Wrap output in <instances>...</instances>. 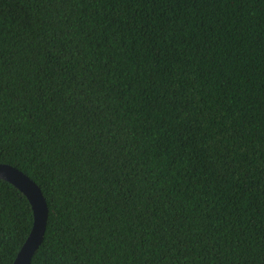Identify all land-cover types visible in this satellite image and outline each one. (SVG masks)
<instances>
[{
    "label": "trees",
    "instance_id": "1",
    "mask_svg": "<svg viewBox=\"0 0 264 264\" xmlns=\"http://www.w3.org/2000/svg\"><path fill=\"white\" fill-rule=\"evenodd\" d=\"M0 163L30 264H264V0H0Z\"/></svg>",
    "mask_w": 264,
    "mask_h": 264
},
{
    "label": "water",
    "instance_id": "2",
    "mask_svg": "<svg viewBox=\"0 0 264 264\" xmlns=\"http://www.w3.org/2000/svg\"><path fill=\"white\" fill-rule=\"evenodd\" d=\"M0 179L19 189L29 200L34 214L31 232L19 251L13 264H30L35 252L43 243L49 207L40 187L26 174L17 168L0 163Z\"/></svg>",
    "mask_w": 264,
    "mask_h": 264
}]
</instances>
